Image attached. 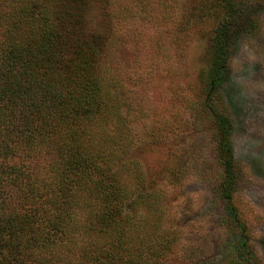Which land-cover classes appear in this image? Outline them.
<instances>
[{"label":"trees","instance_id":"trees-1","mask_svg":"<svg viewBox=\"0 0 264 264\" xmlns=\"http://www.w3.org/2000/svg\"><path fill=\"white\" fill-rule=\"evenodd\" d=\"M87 1L0 0V264H164L177 255L184 226L169 219L166 188L147 179L133 151L167 144L161 176L182 190L186 165L199 161L163 130L184 115L204 123L213 142L212 164L200 173L214 175L234 238L214 264H259L236 193L234 123L219 96L243 18L240 0L190 7L176 30L195 40L210 30L198 93L171 90L184 104L176 124L153 118L143 134V108L112 63L114 27L87 31ZM183 251V259L206 260L200 250Z\"/></svg>","mask_w":264,"mask_h":264},{"label":"rangeland","instance_id":"rangeland-1","mask_svg":"<svg viewBox=\"0 0 264 264\" xmlns=\"http://www.w3.org/2000/svg\"><path fill=\"white\" fill-rule=\"evenodd\" d=\"M196 1L88 0L83 8L87 31L114 27L112 63L124 69L131 100L143 108L138 122L145 126L140 127V134L153 125V118L162 125L176 124L184 104L178 101L181 93L171 90H182L190 97L198 93L197 71L207 66L210 30L200 40L176 30ZM239 5L243 18L230 47L219 96L221 107L234 123L232 145L240 171L236 193L250 229V241L256 245L257 259L264 264V0H240ZM253 22L256 25L251 28ZM179 123L164 129L163 134L177 137L181 150L199 161L186 165L190 174L182 190L167 186L161 176L170 158L167 144L147 142L136 147L133 154L147 179L166 188L164 201L173 212L169 219L177 217L187 234L177 249L179 253L164 264L218 263L233 249L234 238L223 224L214 175L200 173L205 164H212L213 142L204 131V123H194L185 115ZM183 250H200L206 260L183 259Z\"/></svg>","mask_w":264,"mask_h":264}]
</instances>
